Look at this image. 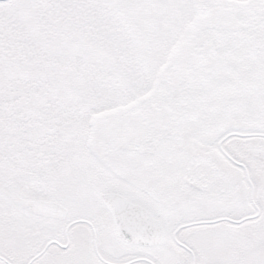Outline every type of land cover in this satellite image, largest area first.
<instances>
[{"label":"snow or ice","instance_id":"snow-or-ice-1","mask_svg":"<svg viewBox=\"0 0 264 264\" xmlns=\"http://www.w3.org/2000/svg\"><path fill=\"white\" fill-rule=\"evenodd\" d=\"M0 264H264V0H0Z\"/></svg>","mask_w":264,"mask_h":264}]
</instances>
